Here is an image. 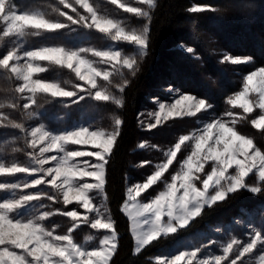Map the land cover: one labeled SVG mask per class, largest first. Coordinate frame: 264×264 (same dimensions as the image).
Instances as JSON below:
<instances>
[{"label": "snow or ice", "instance_id": "1", "mask_svg": "<svg viewBox=\"0 0 264 264\" xmlns=\"http://www.w3.org/2000/svg\"><path fill=\"white\" fill-rule=\"evenodd\" d=\"M57 2L64 9H70L75 16L60 7L52 6V11L67 21L62 22L49 18L41 10H22L14 0H0V22H3L0 41L8 38L13 45L0 53V69L21 82L15 92L19 94L18 99L27 101L22 105L23 109L36 105L38 94L53 98L74 97L71 104L91 98L122 107L123 98L113 94L112 88L123 93L130 83L123 70L127 69L134 77L139 71V61L147 56L152 19L149 10L155 9L156 0H138L139 4L147 6L146 9L131 6L121 0H110L112 5L145 21L142 26L131 28L121 19L101 14L90 0ZM77 6L86 15L81 14ZM187 11L197 14L217 9L210 5H192ZM73 25L95 29L113 42H126L134 46L133 54L123 53L113 46L106 50L62 45L22 50V43H19L29 36L55 33L62 29L75 31ZM186 51L199 59L195 56L193 47H187ZM89 55L98 59H90ZM41 62L68 69L83 83L73 84L72 90H68L58 81L49 82L38 78V74L48 70ZM251 62V57H234L227 53L220 60V63L232 65ZM99 65L108 67L102 68ZM114 76L120 77L122 83L114 84ZM69 83L67 80L63 82ZM168 91L177 94V90L172 87ZM16 99L0 102V109L19 107ZM226 102L233 109H241L242 113L228 111L224 113L227 120L223 117L216 118L203 123L191 135H180L178 141L163 152V162L154 164V170L143 181L126 188V197L120 211L130 223L134 240L133 255L140 254L161 238L190 227L206 208L211 209L238 191L246 190L252 194L264 192V150L253 138L237 130L238 122L248 120L249 114L258 109L259 113L250 119V123L253 128L264 132V66L246 74L242 90L229 96ZM212 107L204 98L179 94V98L170 105L159 103L155 123L149 124L148 129L155 128L170 118L196 117L198 113L206 112ZM35 115L37 113H28V118ZM122 123V119L115 118L111 131L93 129L83 124L60 132L46 130L43 124L28 130L24 123L16 122L0 112V126L19 130L26 147L31 150L26 152L27 164L0 163V177L17 174L35 177L23 183L0 181V191L10 194L9 197L0 199V264H112L118 248V232L116 222L105 203L108 199L105 191L106 166L120 136ZM187 144H191L190 154L178 160V154ZM70 145H90L94 150L70 149ZM138 147L145 149L148 143L141 142ZM152 147L158 149L156 145ZM174 163L179 167L170 172ZM149 164L152 161L145 160L139 166L146 167ZM252 178L258 183L250 186L248 181ZM41 185L48 186L50 191L40 189L38 186ZM157 185H162V190L144 199L145 194ZM25 189L37 190L17 196V190L23 192ZM98 197L100 203L95 202ZM45 199L53 204L62 202L64 206L75 203L84 212L81 213L76 208L47 210L48 205L42 202ZM241 211L248 214L246 209ZM261 213L264 214V209ZM54 215L70 219L71 226L65 234L56 233L59 225L46 226L45 222ZM236 223L240 221L237 220ZM81 225H87L92 230H105L98 247L89 249L86 246L94 240L92 235H87L83 243L74 239V232ZM211 243L213 242L209 241L208 244L189 246L178 253L158 256L155 264H238V261L244 264L246 256L251 257L254 250L259 252L258 246H264V231L250 226L246 243L232 238L222 247V254L201 256L203 249ZM230 256L234 258L230 259ZM255 264H264V254L258 255Z\"/></svg>", "mask_w": 264, "mask_h": 264}, {"label": "trees", "instance_id": "2", "mask_svg": "<svg viewBox=\"0 0 264 264\" xmlns=\"http://www.w3.org/2000/svg\"><path fill=\"white\" fill-rule=\"evenodd\" d=\"M101 8L119 10L110 1L101 0ZM17 6L25 8L41 7L52 19L67 22L52 11V6L64 9L58 5L57 0H15ZM192 5H210L217 11H205L192 14L187 9ZM77 8L81 11L79 6ZM70 10V9H68ZM71 15V10L69 11ZM150 21V42L147 56L139 61V71L133 77L127 69H124L126 79L130 82L123 93L112 88L113 94L124 100L122 107L111 102L94 101L86 98L78 104H71L73 98H53L46 94H38L36 105L29 109H23L26 103L16 99L19 107L3 108L8 112L15 111L13 120L27 123L29 126L40 124L42 121L49 125H69L79 119H88L97 128L111 131L114 128V119H122L120 136L109 157L106 171L105 191L108 195L109 211L116 222L118 231V248L113 256L112 264H155L153 259L164 250L177 245H183V240L190 238L195 230L206 231L215 235L214 228L229 224L244 216L256 222L264 221V192L252 194L241 190L229 196L224 202H218L211 209H205L202 216L196 218L190 227L179 230L177 234H170L167 238H161L147 246L138 255H133L134 240L130 232V223L127 217L120 211L123 200L126 197L128 184L141 182L150 174L153 165L164 161L163 152L173 146L180 135L192 131L205 117V112L198 113L196 117H183L167 120L152 129H145L140 124V113L154 107V98L161 96L162 88L172 86L180 93L190 92L198 97L206 99L213 105L209 113L213 117H221L229 110L227 98L239 91L243 85V77L252 69L264 66V0H156V7L152 9ZM70 29L58 30L55 33H44L40 36H29L26 40L34 47L47 44L76 43L82 35L93 44L101 45L108 41L107 36L95 29H85L78 25ZM193 47L194 58L187 53L186 47ZM7 46L0 47L1 51L7 50ZM234 57H251L253 62L232 65L220 63L224 54ZM46 72L38 74L46 80H56L64 87H72L73 84H82L75 74L68 69H62L44 62ZM114 84L122 83L120 77L114 76ZM67 80L69 84H63ZM101 83H104L101 81ZM17 80L9 73H0V102L9 100L8 91H15ZM83 94V93H81ZM68 105V106H66ZM28 113H37L31 119ZM27 116L23 119L22 116ZM249 119L238 122L237 126H249ZM144 128V129H143ZM247 133H254L252 126ZM253 131V132H252ZM9 134H17V130H8ZM253 136V134H250ZM256 137V136H255ZM141 142H147L148 147L139 149ZM259 142V141H258ZM24 145V142L22 141ZM152 145L158 146L154 149ZM22 149L14 151V149ZM26 146L18 145L13 148L10 142V157L12 162L26 163L28 157ZM179 157V154H178ZM177 157V159H178ZM149 160L152 164L140 167L142 161ZM173 165L170 172L174 169ZM167 175V174H166ZM162 190V185L154 186L145 194L144 199L155 195ZM46 200V199H45ZM47 210H70L78 207L75 203L64 206L61 203L53 204L45 201ZM248 210L243 214L241 210ZM46 226L56 228L58 233H66L71 226L69 218L54 215L45 222ZM105 234L104 230H92L87 225L74 232V239L83 242L87 235H92L94 240L89 244H98Z\"/></svg>", "mask_w": 264, "mask_h": 264}, {"label": "rangeland", "instance_id": "3", "mask_svg": "<svg viewBox=\"0 0 264 264\" xmlns=\"http://www.w3.org/2000/svg\"><path fill=\"white\" fill-rule=\"evenodd\" d=\"M100 1L101 0H90V2L93 3L95 7H97V9L99 10V12L101 14L107 15L110 18L121 19V20H123L124 24L127 27H129V28H131L133 26H142L144 24V22H145L143 19H138L133 14L126 13L122 9H119V8H118L119 10H113V11L108 9V8H101L100 7V4H101ZM107 1H110V0H107ZM121 2H127L131 6L143 7L145 9L147 8L146 5L139 4L138 0H121ZM14 3H15V0H14ZM18 7L20 9H22V10H29V11L41 10V11H44L43 8H41V7H33V8H25V7H20V6H18ZM62 10L66 11L68 13L70 11L68 9H62ZM78 11H80V10L78 9ZM149 11L151 12V10H149ZM80 12H81V14H85L86 15V13H84L83 9H81ZM71 15L75 16V13L71 12ZM2 26H3V22H0V28H2ZM85 37H86V35H82L79 38V40L76 43L72 44V45L43 43V44H40V45L34 47L33 45H31V44H29L27 42L26 38H24V40L22 42H19V43H22V50H33V49H36V48H39V47H42V46L62 45V46H68V47H79V46L93 47V48H96L97 50H106L110 46H113V47H116L117 49L121 50L123 53L129 54V55L133 54V51H134V46H132V45L126 43V42H113V41L110 40V38H108V41L105 42L104 44L96 45V44H93L90 41L86 40ZM2 46H7L9 48V47H12L13 45H12L11 40H9L8 38H5L4 41H0V47H2ZM183 46H185V45H183ZM0 53H2L1 49H0ZM89 58L90 59H98V58H95V57H91L90 55H89ZM241 58H247V57H241ZM41 63H42L43 66L46 67L44 62H41ZM99 66L102 67V68L108 67L106 65H99ZM255 69H252V71L255 70ZM109 70H111V69L109 68ZM0 73H7V72L2 70V69H0ZM38 78H41V77L38 76ZM41 79H43V78H41ZM44 80H46V79H44ZM46 81L52 82V81H56V80H46ZM19 83H21V82L17 81V86L19 85ZM62 86H64V85H62ZM169 87H172V86H168V87L162 88V90L160 92L161 96H159L157 98H154V100H153L154 101V107L152 105V106H150L149 109H145V110H143L140 113V124L145 129L148 130V125L155 123V113L159 111V103H165L166 105H170V104L174 103L175 99L179 98V94H190V95L196 96L197 98H202V97H198L196 94H193V93H190V92H188V93L187 92L180 93L176 88L172 87L173 89L177 90V94H173V93H170L168 91ZM66 88L68 90H72V87H70V88L66 87ZM241 90H242V88L239 91H241ZM235 93H233V95ZM8 97H9V100H11L13 98H17L18 99L19 94L16 93L15 91H11L10 90V91H8ZM19 100H21V99H19ZM23 101L27 102L26 100H23ZM229 107H231V106L229 105ZM208 111L209 110H207L205 112L204 119H202L201 122L192 131L188 132L187 135H191L193 132H197L203 126V123L210 122V121H212L213 119H216V118H220V117L214 118L213 114L209 113ZM228 111L242 113V110L239 109V108L233 109L231 107V108H229ZM228 111H226V112H228ZM0 112H3L6 115H8L10 117V119H12V120L16 116L15 115L16 114L15 111L8 112L5 109H0ZM258 113H259V110L258 109L255 110L253 112L254 115H252L250 117V119L251 118H255ZM22 117H23V119L27 118V116H25V115L22 116ZM221 117H223L226 120L228 119V117L224 116V114ZM171 119H175V118H170L168 120H171ZM25 121L20 122V123H24L25 127L28 129L29 126H27V123ZM165 122H167V121H162V123H165ZM41 124L44 125L46 130H52L54 132H60V131L66 130V129H71V128H73L75 126H78V125H81V124H83L84 126H91V128H93V129H101V128H97V126H94L92 124V122L90 120H88V119H79V120L75 121L72 124L64 125V126H62V125L52 126V125H49L47 122L42 121L40 124L31 126L30 129L32 127H39V126H41ZM248 124H249V126L248 125L245 126L246 124L237 126V130L241 134H244V135H247V136L253 138L254 142L257 143L258 146H261L262 150H264V132H261L260 130H257V129L252 127L254 133H247L244 130L246 129L247 131H249V127L252 126L250 121H249ZM9 129L10 130H16V129H12L10 127H2V126H0V163H6L7 165H11V163H14L11 160H9V157H10V142H11V145H13V148H16L18 145H20V143H21V145L23 146L24 149H25V146H26L25 143H24V145L22 144V141L24 142L23 134L20 133L19 130H17L18 136H16L15 134H9V132H8ZM105 131H108V130H105ZM250 134H253V136H251ZM17 137H20V139H17ZM115 146H116V144H115ZM69 148L70 149L81 148L82 150H94V149H91L90 145L89 146L70 145ZM27 151H31V150L29 149ZM190 152H191V144H187L186 146H183L181 153H179L178 160H182L188 154H190ZM52 154H54V153H48V155H52ZM85 159H87V158H85ZM18 163L27 164L28 161L26 163H22V162H18ZM47 166H50V165H46V167ZM174 166L175 167L173 168V170L174 169H178V167H179V165L175 164V163H174ZM33 178H35V177H29V176H26L25 174H17L15 176H3V177H0V181H3V182H13L14 181V182L23 183L24 181L30 180V179H33ZM248 183L251 186V185H253L255 183H258V182L255 180V178H252V179H249ZM129 185H131V184H128V186ZM38 187L40 189H42V190L50 191L48 186L41 185V186H38ZM36 190L37 189H25V190H23V192H21L20 190H17V196L20 195V194L27 193V192H35ZM9 195L10 194L8 192L0 191V199L5 198V197H9ZM93 195H95V194H93ZM107 197H108V195H107ZM45 201H47V200H43L42 202L45 204L46 203ZM95 202L96 203H100V198L98 197ZM33 203H36V202H33ZM105 203H106V206H107L108 211H109L108 199H107V201ZM73 208H76L81 213L84 212V210L82 208H78L77 206L76 207H72L70 210H72ZM109 213H110V211H109ZM237 220L240 221V223H236ZM237 220L233 222V225L226 224V225L214 228L215 235H210L206 231L195 230L197 232H195L190 238H187V239L183 240V245L182 246H178L180 244V242H181V241H179V243L177 245H174V246L164 250L162 253L156 255L153 259L155 260L156 257H158V256L169 255V254H172V253H178V251L184 250L185 248H187L189 246H200V245H203V244H208L209 241H211L213 243H211L210 246L204 248L200 255L203 256V255H207V254H222V247L225 246L226 243L229 242L232 238H237V239L241 240L242 243H246L248 241V239H249L250 226L257 228V230L264 231V221L256 222V221H253V220H249V217H246V216H244L242 218H239ZM56 233L57 234H65V233H58L57 231H56ZM83 242H79V243H83ZM189 242H190V244H189ZM86 246L89 247V249H91V248L98 247L99 243L95 244V245L88 243ZM258 247L260 248L259 252H257V250H254V255H252L251 257L246 256L244 258V264H255V262L258 260V255L259 254H264V246H258ZM231 258H234V256H230V259ZM225 264H228V262H225ZM238 264H240L239 261H238Z\"/></svg>", "mask_w": 264, "mask_h": 264}]
</instances>
